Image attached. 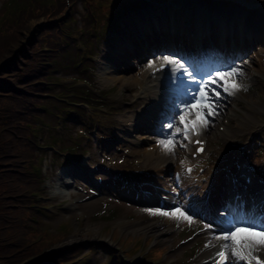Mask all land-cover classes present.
I'll return each mask as SVG.
<instances>
[{"label":"rangeland","instance_id":"1","mask_svg":"<svg viewBox=\"0 0 264 264\" xmlns=\"http://www.w3.org/2000/svg\"><path fill=\"white\" fill-rule=\"evenodd\" d=\"M80 8L78 7V10ZM69 26L73 30L74 28L87 26L86 22L81 19L79 15H75L73 19L69 22ZM134 31V29H132ZM27 35V33H24ZM24 38V35H23ZM17 44L10 43L8 46L0 49V62H2L5 58L9 56V59L12 58L10 55L11 52L16 51ZM8 52V53H6ZM58 74L64 78L70 77V75L74 74V71H67L61 68H57ZM97 94L99 90L102 88L101 83H96L92 87ZM99 108L90 110L85 109V115L81 117H77L75 114L74 119L66 116V123H57L55 124L56 129L52 131L53 136L57 139L56 144L52 145L54 150H57L59 146L64 147L66 145H70L64 139V131L67 128H70L74 125V129L79 134L77 135L74 143L77 144V148L75 149V154H83L85 153L87 156H98L99 154L106 156L114 157V164L112 165V161H108L106 164L110 169L115 168L119 173H125L124 166H127L132 169H137L134 162L137 158L138 150L144 145L135 144L125 142L127 141H137L139 142V135L141 132L131 131L129 130L126 135H121L120 130L122 129L121 125H117L115 123L116 117H111L108 115L111 111H122L125 106L121 104H117L112 101L108 95H103L97 101ZM264 104V103H263ZM114 133V137H116V142L112 144L110 150H101V144L108 141V136ZM72 143L71 145H74ZM64 156V154H63ZM61 156V158L63 157ZM123 160L121 161V159ZM148 168V165L144 167L143 170H138V172H145V169ZM144 175V174H143ZM8 204L7 201H2L1 205L6 206ZM5 215H0V264H26L30 259L33 258V255L27 252H23L20 254L14 255V248H6L4 245L9 241L17 240V233L13 226H6L4 219ZM57 219L53 220L55 223ZM118 220H116L117 222ZM126 225H117L116 227H123ZM117 240V237H116ZM17 243V241H16ZM181 253L180 247L174 248V250H170V254L178 255ZM101 259L104 257L100 255Z\"/></svg>","mask_w":264,"mask_h":264},{"label":"snow or ice","instance_id":"2","mask_svg":"<svg viewBox=\"0 0 264 264\" xmlns=\"http://www.w3.org/2000/svg\"><path fill=\"white\" fill-rule=\"evenodd\" d=\"M174 65L175 67L171 69L173 73L180 72L184 69V65L180 64L175 59H170L168 56L163 57V63L161 64V69L169 66ZM149 67H153L150 63ZM184 71H187L186 69ZM189 76L192 73H188ZM237 75V73L233 71H229L226 73H217L216 77L211 78L209 81L201 82V87H199V94L197 97H193L194 103H190L183 108V114L178 116L179 124L182 125V128L175 127L174 122H169L167 124V128L174 129L171 133H168L167 139H162L159 141L160 145L164 148L165 151H172L177 135H182L184 139H189L192 135H199V129L201 127L207 126V116L213 115V102L212 97L208 95V91L210 89V84L217 83V78L219 79H228L233 76ZM175 78V77H174ZM224 87V91L232 94L235 90L240 88L239 84H227ZM216 95H219L216 93ZM199 105V107H196ZM189 116H196L197 119H189ZM199 117H204V119H199ZM199 143V141H197ZM150 214L152 215H162V216H171V217H183L185 220L191 222V217L186 215L185 212L181 211L180 208H176L175 211L167 212V211H152ZM241 231L239 227H235L232 231L224 232L223 235L215 237V239L226 241L221 248L222 250L217 253L219 256L218 264H225V261L229 260L228 251L231 249V256L238 259V260H246L247 264H264V261H261L258 257L252 256L251 252L247 255L244 254L240 249L241 247L247 248V244H238L237 243V233ZM258 235L264 236V231L256 233ZM230 242V243H229ZM258 243H264V240L259 241ZM209 245H205L208 247Z\"/></svg>","mask_w":264,"mask_h":264},{"label":"bare ground","instance_id":"3","mask_svg":"<svg viewBox=\"0 0 264 264\" xmlns=\"http://www.w3.org/2000/svg\"><path fill=\"white\" fill-rule=\"evenodd\" d=\"M142 26L143 25L141 24L139 27H142ZM139 27H137L136 29L139 30L140 29ZM131 32L133 33L134 31L131 30ZM163 41H164V39H163ZM145 79L146 78H143L142 79V81H143L142 85H138V91H137V94L136 95L144 103L143 110H142V114H145L146 115L147 112H148V109H149L150 105L153 103V99L155 98L154 91L153 90L154 89H157V87H156V85L148 86V84L146 83ZM155 81H156V78H155L154 81H150L149 83L155 82ZM147 154L154 155L156 157V160L159 161V157L160 156L159 155H156V153H154L152 151H147ZM162 157H164V156H162ZM169 165H170V159H169L168 164H166V166L168 167ZM211 181L212 182L210 184H208V183L206 184V186L208 187V191L209 192H211V188L214 185V183L219 182V179L216 180L215 177H212V180Z\"/></svg>","mask_w":264,"mask_h":264}]
</instances>
